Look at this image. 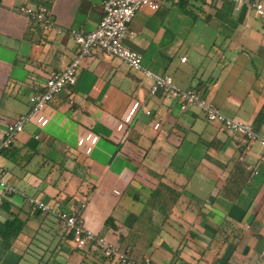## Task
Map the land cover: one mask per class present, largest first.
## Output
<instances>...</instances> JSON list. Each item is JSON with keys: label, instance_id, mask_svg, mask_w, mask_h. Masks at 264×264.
<instances>
[{"label": "crops", "instance_id": "crops-1", "mask_svg": "<svg viewBox=\"0 0 264 264\" xmlns=\"http://www.w3.org/2000/svg\"><path fill=\"white\" fill-rule=\"evenodd\" d=\"M102 1L0 0V143L4 126L28 111L29 94L76 54L70 31L96 28ZM155 2V11L135 12L123 44L145 69L264 139V18L224 0ZM21 4L48 6L54 27L29 30L15 13ZM150 84L92 51L74 86L0 149L1 177L15 190H0V223L22 224L6 246L0 241V264H112L75 249L30 198L63 212L85 201L84 227L135 261L264 264V151L196 108L180 112L176 100L149 96Z\"/></svg>", "mask_w": 264, "mask_h": 264}, {"label": "built area", "instance_id": "built-area-1", "mask_svg": "<svg viewBox=\"0 0 264 264\" xmlns=\"http://www.w3.org/2000/svg\"><path fill=\"white\" fill-rule=\"evenodd\" d=\"M224 1L234 6L244 3L257 18H264V8L258 0H250L247 3L245 0ZM143 7L151 11L158 8L155 0H103L101 3L102 15L94 30L88 33L70 31L69 34L78 47L76 54L63 70L49 74L39 92L29 94L27 98L28 111L4 126L0 149L5 150L10 147L14 137L21 133L32 114L43 110L63 89L74 86L81 59L92 51H99L117 59L130 71L138 72L149 79L151 83L148 89L149 96L160 92L176 100L180 112L189 107L196 108L206 122L216 123L229 133L238 135L247 141H254L264 151V139L253 132L248 125L225 117L213 104L202 98L193 89H179L174 85L170 76L157 75L145 69L141 63V56L123 44V41L131 36L128 27L135 12ZM15 13L31 21L33 25L29 30L38 29L47 32L54 27L51 13L46 5L21 4L16 7ZM184 60L185 58L180 59L181 62ZM148 114L146 111L145 115ZM0 190L7 195L15 194V190L1 177V174ZM26 202L32 211L52 216L57 222L58 228L63 234L70 237V243L77 250L85 249L98 252L103 258L111 260L112 264H151L149 258H144L142 261L131 259L127 249L120 250L113 243L86 229L82 217L86 206L85 201L70 212L53 210L36 198L27 199ZM261 259H264V238L259 253V260ZM255 264H260V261Z\"/></svg>", "mask_w": 264, "mask_h": 264}, {"label": "trees", "instance_id": "trees-1", "mask_svg": "<svg viewBox=\"0 0 264 264\" xmlns=\"http://www.w3.org/2000/svg\"><path fill=\"white\" fill-rule=\"evenodd\" d=\"M21 223L15 219L11 221H5L0 223V241L3 242V246H6V243L13 240L21 229ZM67 236V235H66ZM70 240V237L67 236Z\"/></svg>", "mask_w": 264, "mask_h": 264}]
</instances>
